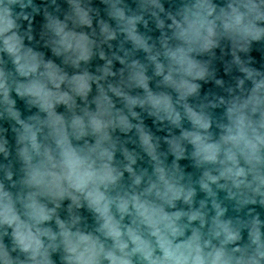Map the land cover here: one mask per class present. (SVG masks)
<instances>
[{"label":"clouds","instance_id":"obj_1","mask_svg":"<svg viewBox=\"0 0 264 264\" xmlns=\"http://www.w3.org/2000/svg\"><path fill=\"white\" fill-rule=\"evenodd\" d=\"M0 264H264V0H0Z\"/></svg>","mask_w":264,"mask_h":264}]
</instances>
